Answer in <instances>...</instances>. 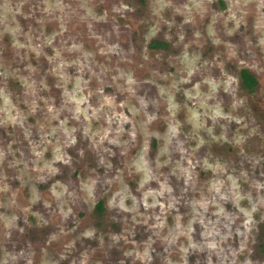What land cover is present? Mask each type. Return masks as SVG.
I'll return each mask as SVG.
<instances>
[{
    "label": "rangeland",
    "instance_id": "374dc122",
    "mask_svg": "<svg viewBox=\"0 0 264 264\" xmlns=\"http://www.w3.org/2000/svg\"><path fill=\"white\" fill-rule=\"evenodd\" d=\"M225 1L0 0V264H264V0Z\"/></svg>",
    "mask_w": 264,
    "mask_h": 264
},
{
    "label": "flooded vegetation",
    "instance_id": "af4514ba",
    "mask_svg": "<svg viewBox=\"0 0 264 264\" xmlns=\"http://www.w3.org/2000/svg\"><path fill=\"white\" fill-rule=\"evenodd\" d=\"M216 3L217 4H216L215 8L217 7V10L220 9L219 8L220 4L223 6L222 7L223 9L228 6L227 2L225 0H217ZM143 26L145 28L144 27L142 28L143 32L140 35L142 37V39L140 41H138L141 43V47L145 48L146 46L147 47L162 46L164 42L151 35V31H150L151 25H149V23H146V25H143ZM138 40H139V38H138Z\"/></svg>",
    "mask_w": 264,
    "mask_h": 264
}]
</instances>
